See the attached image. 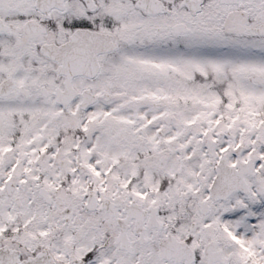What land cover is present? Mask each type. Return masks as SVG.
I'll return each instance as SVG.
<instances>
[{
	"label": "snow or ice",
	"instance_id": "snow-or-ice-1",
	"mask_svg": "<svg viewBox=\"0 0 264 264\" xmlns=\"http://www.w3.org/2000/svg\"><path fill=\"white\" fill-rule=\"evenodd\" d=\"M0 264H264V0H0Z\"/></svg>",
	"mask_w": 264,
	"mask_h": 264
}]
</instances>
